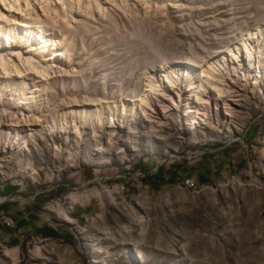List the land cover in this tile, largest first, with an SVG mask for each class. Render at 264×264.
Segmentation results:
<instances>
[{
  "label": "rangeland",
  "instance_id": "rangeland-1",
  "mask_svg": "<svg viewBox=\"0 0 264 264\" xmlns=\"http://www.w3.org/2000/svg\"><path fill=\"white\" fill-rule=\"evenodd\" d=\"M149 1L164 11L101 0L107 15L96 10L83 16V28H69L79 66L50 90L45 116L77 103L138 99L148 71L201 65L249 31L261 29L264 45V0ZM237 87L246 100L230 102L233 110L221 102L206 124L188 125L178 109L161 127L144 116L125 127L72 124L38 135L29 152L0 151L9 174L0 178V203L33 207L70 234L0 244V264H264V83L254 93L244 82ZM160 168L181 176L153 186L147 177ZM193 171L208 182L186 174Z\"/></svg>",
  "mask_w": 264,
  "mask_h": 264
},
{
  "label": "bare ground",
  "instance_id": "bare-ground-1",
  "mask_svg": "<svg viewBox=\"0 0 264 264\" xmlns=\"http://www.w3.org/2000/svg\"><path fill=\"white\" fill-rule=\"evenodd\" d=\"M126 1L123 0L125 9ZM141 2L146 6V14L151 7L156 12L164 11L163 3ZM102 5L101 0H0V151L6 154L29 152V141L38 135L53 136L72 124L87 126L95 122L104 127L118 123L125 127L131 119L144 116L161 127L178 109H184L188 125L206 124L213 107L218 110L221 102L227 110H233L230 102L238 104L246 100L237 90L239 82H244L253 93L264 83V45L260 29L243 34L238 42L201 65L188 60L148 71L145 89L138 99L126 98L106 105L77 103L61 107L55 116L48 118L42 110L49 100L46 96L57 82L79 66L73 60L78 49L73 40L75 34L72 40L67 38L72 33L69 28L82 23L83 16L95 17L96 10L99 15H107L102 13ZM0 162H4L1 157ZM8 175L0 170V178ZM193 184L194 181L186 183L189 187ZM81 197L79 195L78 199ZM72 200L76 202L75 196ZM6 222L15 223L11 218Z\"/></svg>",
  "mask_w": 264,
  "mask_h": 264
},
{
  "label": "crops",
  "instance_id": "crops-1",
  "mask_svg": "<svg viewBox=\"0 0 264 264\" xmlns=\"http://www.w3.org/2000/svg\"><path fill=\"white\" fill-rule=\"evenodd\" d=\"M199 182H208L210 175L201 174L197 171L186 172ZM188 175V176H189ZM181 175L178 172L165 173L162 168L156 172H149L148 183L156 187H168L177 182ZM146 181V182H147ZM16 188V187H14ZM11 216L16 221V228L5 226L3 217ZM38 234L42 237L62 241L70 238V234L60 226H51L35 208L22 207L20 204L0 203V244L8 247H19L24 243L25 238Z\"/></svg>",
  "mask_w": 264,
  "mask_h": 264
},
{
  "label": "built area",
  "instance_id": "built-area-1",
  "mask_svg": "<svg viewBox=\"0 0 264 264\" xmlns=\"http://www.w3.org/2000/svg\"><path fill=\"white\" fill-rule=\"evenodd\" d=\"M194 181V179H192V178H187V179H185V184L186 183H190V182H193ZM5 199H8L7 197H5ZM5 224V226H7L8 228H16V223H9V222H6V223H4ZM35 239H38V234H35ZM25 240H26V238H25ZM25 240H24V242H25Z\"/></svg>",
  "mask_w": 264,
  "mask_h": 264
},
{
  "label": "water",
  "instance_id": "water-1",
  "mask_svg": "<svg viewBox=\"0 0 264 264\" xmlns=\"http://www.w3.org/2000/svg\"><path fill=\"white\" fill-rule=\"evenodd\" d=\"M59 223H60V222H59ZM59 223H58V224H59Z\"/></svg>",
  "mask_w": 264,
  "mask_h": 264
}]
</instances>
